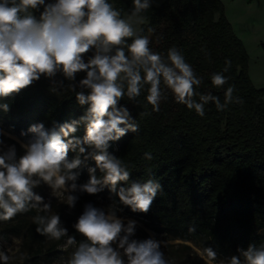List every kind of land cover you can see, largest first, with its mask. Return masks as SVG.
I'll use <instances>...</instances> for the list:
<instances>
[{
  "label": "trees",
  "instance_id": "trees-1",
  "mask_svg": "<svg viewBox=\"0 0 264 264\" xmlns=\"http://www.w3.org/2000/svg\"><path fill=\"white\" fill-rule=\"evenodd\" d=\"M108 2L120 11L122 18L133 8V0ZM42 11L43 6L32 10L37 19ZM141 15L147 24L140 35L149 38L150 49L166 58L168 49L175 47L202 79L195 88L197 102L199 95L211 94L223 104L225 91L234 86L233 97L242 103L233 102L224 110H217L210 101L201 117L194 109L177 103L163 82L161 88L166 99H162L159 111H153L146 101L148 85L136 100L125 95L119 106L129 110L139 129L110 141L107 152L123 160L130 172L129 180L120 182L118 188L149 180L161 186L149 211L133 212L105 186L95 195L75 193L79 197L75 207L58 213L51 209V213L60 216L68 236L80 243L86 238L73 225L85 205L91 203L101 208L115 201L121 209L117 212L119 217L143 223L165 241L190 242L211 261L207 248L218 259L237 256L243 260L238 249L247 250L250 245L264 248V89L256 88L250 78L249 55L220 0H164ZM127 42L131 43V38ZM93 54L94 50L84 54L85 62ZM226 61H230V67L225 72ZM214 73H222L228 78L227 83L215 87L211 80ZM85 76V72L77 73L76 82ZM60 81L63 87L57 83ZM70 83L62 72H57L52 78L42 75L19 93L0 97V105L9 106L7 112L0 107V128L30 137L33 134L27 130L33 125L43 123L51 128L53 124L78 120L88 105L78 103L76 92L67 88ZM22 132L27 135H21ZM74 135L82 139L86 125H79ZM16 146L19 158L24 149ZM145 153L152 158L147 159ZM75 155L70 150L69 160ZM92 167H96L95 161L89 158L78 169V184L89 180L88 169ZM96 175H102L99 169ZM40 186L33 191L42 192ZM36 214L31 210L7 221L0 220V236L21 238L28 263L51 264L67 237L54 241L37 233V225L33 223ZM169 247L174 250V246ZM182 258V252L175 250L170 256L176 262Z\"/></svg>",
  "mask_w": 264,
  "mask_h": 264
},
{
  "label": "clouds",
  "instance_id": "clouds-1",
  "mask_svg": "<svg viewBox=\"0 0 264 264\" xmlns=\"http://www.w3.org/2000/svg\"><path fill=\"white\" fill-rule=\"evenodd\" d=\"M151 4L152 0H133L132 11L122 18L108 0H0V97L19 93L42 75L52 78L62 72L72 82L67 88L76 92L78 103L88 105L85 113L70 123L53 124L51 128L43 123L31 126L27 131L33 134L32 138L21 142L24 154L19 158L15 145H7L0 138V220L35 210L33 223L37 233L54 240L67 237L65 249H74L67 264H173L161 251L164 242L154 238L130 239L136 222L128 220L125 224L117 215L121 209L115 201L106 210L91 203L85 205L73 227L86 239L77 243L75 237L68 236L60 216L51 213L50 203H44L43 197L33 191L46 184L63 196L69 207H75L79 199L75 193L95 195L109 186L119 203L133 212L149 211L161 186L149 180L118 188L120 182L129 180L130 172L123 160L107 152L110 141L139 129L129 110L119 106L125 95L136 100L148 85L146 101L153 111H159L162 99H166L163 82L177 103L194 109L201 117L210 101L217 110H224L233 102L242 103L233 97L234 86L225 91L223 104L211 94L199 95V102L194 99L195 88L202 79L184 56L172 47L165 58L150 49L148 37L140 35L142 29L137 26L145 22L141 13ZM40 6L43 11L37 19L31 10ZM92 50L94 54L85 62L84 54ZM228 67L230 61H226L225 72ZM79 72L86 76L77 83ZM211 80L219 88L228 78L214 73ZM57 83L63 87L62 81ZM0 107L5 112L9 110L7 104ZM81 124L86 125L82 139L74 135ZM5 135L16 139L0 128V137ZM70 150L76 153L71 160ZM145 156L152 158L150 153ZM89 158L96 167L88 169L90 178L86 183L78 184V169ZM97 169L102 174L99 177ZM205 251L210 259H217L211 248ZM238 251L243 260L232 256L218 264H264V248L250 245L247 250ZM10 259L0 251V264H9Z\"/></svg>",
  "mask_w": 264,
  "mask_h": 264
},
{
  "label": "rangeland",
  "instance_id": "rangeland-1",
  "mask_svg": "<svg viewBox=\"0 0 264 264\" xmlns=\"http://www.w3.org/2000/svg\"><path fill=\"white\" fill-rule=\"evenodd\" d=\"M220 1L225 6L227 18L230 21L235 34L243 42L249 55L250 78L256 88L264 89V0ZM163 2L164 0H152L151 7L159 6ZM146 24L147 22L145 21L142 25L137 27L139 29H143ZM4 132L9 133L5 130ZM11 135L16 139H11L7 135L0 138H2L7 145H15L18 156L19 149L16 145L20 146L21 142L26 143L32 138V136L26 137L12 133ZM39 188L42 192H34L43 197L44 203H50L51 209L55 213L62 210L68 211L69 206L63 202V196L59 193L53 192V190L46 184L42 183ZM101 208L106 210L108 206L102 205ZM120 218L124 220L125 224H127L128 220L136 222L135 233L132 237H130V239L144 240L154 238L158 241L164 242L161 245V251L165 253L166 258L169 260L171 253L174 250L178 253L182 252L183 258L177 262L172 260L173 264H218L219 260H221L218 258L213 261L209 260L200 249L195 247L190 242H183L181 240L165 241L160 234L150 228H147L143 223L135 219L126 217ZM65 244L66 243L60 246L59 254L56 255L51 264H67V261L70 259L71 253L74 249L72 247L65 249ZM183 245L189 247V249L183 248ZM169 246H174V250H172ZM0 251H4L11 257L9 264H30L28 263L27 252L22 246L21 238L9 236L4 239L0 236Z\"/></svg>",
  "mask_w": 264,
  "mask_h": 264
}]
</instances>
